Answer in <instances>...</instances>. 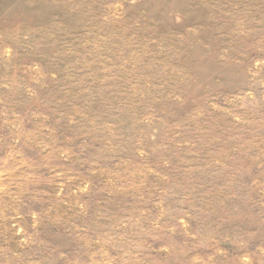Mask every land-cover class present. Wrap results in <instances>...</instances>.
<instances>
[{
  "label": "rangeland",
  "instance_id": "374dc122",
  "mask_svg": "<svg viewBox=\"0 0 264 264\" xmlns=\"http://www.w3.org/2000/svg\"><path fill=\"white\" fill-rule=\"evenodd\" d=\"M0 264H264V0H0Z\"/></svg>",
  "mask_w": 264,
  "mask_h": 264
}]
</instances>
